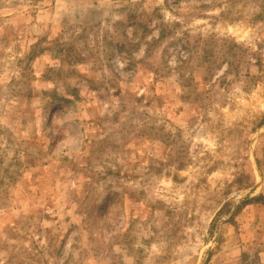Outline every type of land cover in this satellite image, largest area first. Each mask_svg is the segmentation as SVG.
Wrapping results in <instances>:
<instances>
[{"label": "rangeland", "instance_id": "1", "mask_svg": "<svg viewBox=\"0 0 264 264\" xmlns=\"http://www.w3.org/2000/svg\"><path fill=\"white\" fill-rule=\"evenodd\" d=\"M177 2L0 0V264H264V0Z\"/></svg>", "mask_w": 264, "mask_h": 264}, {"label": "trees", "instance_id": "2", "mask_svg": "<svg viewBox=\"0 0 264 264\" xmlns=\"http://www.w3.org/2000/svg\"><path fill=\"white\" fill-rule=\"evenodd\" d=\"M208 0H198V4H199V6H197V9H200V8H204V7H209V8H212V7H214V5H210V3L211 2H207ZM182 2V0H178V2H177V5H179L180 3ZM204 3H207V5L206 6H204L205 4ZM197 4V5H198ZM165 34V29H163L162 30V35H164ZM151 42H148V46L150 45L151 46Z\"/></svg>", "mask_w": 264, "mask_h": 264}]
</instances>
